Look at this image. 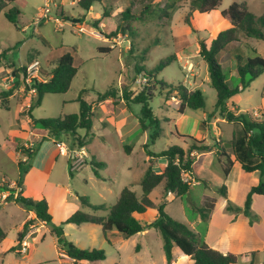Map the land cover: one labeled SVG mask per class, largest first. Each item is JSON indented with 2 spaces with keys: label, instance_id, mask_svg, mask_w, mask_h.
<instances>
[{
  "label": "rangeland",
  "instance_id": "obj_1",
  "mask_svg": "<svg viewBox=\"0 0 264 264\" xmlns=\"http://www.w3.org/2000/svg\"><path fill=\"white\" fill-rule=\"evenodd\" d=\"M130 1L103 0L102 3L96 2L90 9L84 10L79 5V0H53L55 14L61 15L66 21L62 29H57L53 22H44L37 27L34 26L33 20L43 7L44 0H15L12 6H18L21 11L16 25L8 21L4 11H0V46L7 52L5 61L19 64L20 60L23 61L24 54L29 51L30 60L37 58L43 64V68L46 64V68L52 70L59 54L69 51L74 56L77 73L69 91L62 94H46L42 104L34 109L36 116L57 118L65 114L78 113L80 104L77 100L81 95L95 107L92 129L95 137L90 139L85 147L88 157L80 170L66 173L61 170V166L67 165V154L65 150L61 151L57 166L61 186L57 188L55 187L56 182H53L46 189L49 212L53 220L37 235L32 233L33 227L28 228L29 237L25 238L26 235L23 239L31 246L28 254L20 253L18 249L19 227L27 216V212L23 207L18 208L14 202H11L5 209L0 206V225L7 233L5 241L0 244V264H167L163 237L154 228H147L144 230L147 231L146 233H139L130 238L123 236L105 238L100 226L92 225L97 227L95 229L91 225H86L90 228L81 230L76 224L63 225V231L66 232L64 237L75 244L70 240L72 238L77 243L75 244L77 247L82 246L84 248L81 249L85 250L103 249L106 253L105 260L77 263L63 260L59 256L62 248L57 244V236L52 233V230L60 227L62 222L77 211L100 216L107 215L108 212L105 210L96 211L92 206L83 204L79 197H87L91 205L111 206L116 203L121 190L125 187L131 188L138 196H142L140 181L149 165L145 163L148 157L146 150L159 152L173 145L188 149L190 141L188 139H185V142L178 141L177 133L198 139L194 135L196 123L193 119L212 109L216 99L215 89L208 82L203 86L205 108L181 110L180 101L171 86L177 88L183 85L194 90V78L191 73L195 67L199 69L195 66L198 63H201V76L208 72L207 63L201 62L197 54L198 41L201 39L208 41L219 31L230 27L220 15L224 9L234 2L244 1L249 11L260 15L264 14V0H222L216 12L208 14L193 12L191 21L193 28L185 21L192 12L190 0H135L132 6H129ZM173 1L176 6L171 12V17H160L161 8ZM104 8L109 14L107 17H103ZM127 9H130V13L125 19L122 13ZM100 18L105 25L102 24L101 29H95L93 25ZM26 26L27 29L23 31L22 28ZM117 26L124 27L126 30L124 32L119 30L118 35H113ZM80 28H83L84 32L79 30ZM239 36L240 42L231 46L233 51L230 48L219 54L223 73L228 85L232 88L240 86L241 83L235 48H238L239 54L245 58L255 56L253 50L264 58V40L247 37L242 32ZM101 48H110L111 51L103 53ZM48 52L49 55L46 56ZM168 56H176L177 59L181 57V61L174 62L159 74L152 72L158 63ZM187 63L193 65V70H188ZM44 69L43 75L48 78V70ZM145 73H150L151 76ZM140 77L146 78V82L141 84V87L136 83ZM248 78L249 75H246V81ZM111 88L115 90L117 97L110 98L111 101H104L103 104L97 106L99 102H103L99 100L98 94L105 93ZM144 89L150 96L151 108L161 119L162 128L154 144H150L148 140L149 146L145 151L141 143L144 134L139 126L132 135L126 136L124 135L126 129H120L117 125L122 118L141 117L142 106L132 105L127 100H122V97L126 92L137 94ZM263 96L264 72L252 81L235 100L241 110L254 117L255 110L258 113L261 112ZM14 108L15 100L12 99L10 112L0 107V115L7 121H15ZM182 113L180 123L173 124L171 119ZM110 117H115L118 123L114 125ZM131 117L125 122L126 126L131 125L133 120ZM104 121H108L106 126ZM168 123L171 125L170 129L167 127ZM235 125L236 136L239 137L242 130L238 124ZM38 127L42 128L40 125ZM150 132H152L151 129H149ZM79 133L85 135L84 130H80ZM62 139L68 148L73 149L71 144L74 137L72 135H64ZM125 141L136 143L134 150L129 151L130 153L133 151L132 154L125 151L123 147ZM83 142L87 143L86 140ZM103 161L107 163L106 168H95L107 178L106 181L98 179L94 171V162ZM218 170L215 163L211 171L223 178ZM185 177L188 178V175ZM233 177L235 182L238 178L242 184L241 189L232 185L233 183L226 184L229 188L230 199L236 203L237 199H242L244 195L242 189L251 183V179L247 177V174L239 179L237 170L234 171ZM161 188L162 186H159L150 196L157 204L161 201ZM206 195L219 197L222 201L225 200L226 204V199L219 191L196 184L191 187L190 195L183 198L182 205L180 200H166L165 211L181 222L185 223L186 220L196 222L202 213L207 212L202 208ZM257 199L259 200L252 213V219L255 222L259 221V216L264 212V197L260 196ZM217 210L219 211L215 221L214 236L219 234L226 221L224 218L226 213L218 203ZM6 211L13 212V217L6 216ZM156 214L157 208L142 215L143 224L148 225ZM207 226V220L197 221L196 229L202 240H204ZM92 230L94 232H91ZM90 232L95 235L94 238L90 236ZM244 235L249 241L252 233L244 232ZM93 240L95 244H92ZM256 246L259 245L256 244ZM257 264H264V249L260 253V261Z\"/></svg>",
  "mask_w": 264,
  "mask_h": 264
},
{
  "label": "trees",
  "instance_id": "obj_2",
  "mask_svg": "<svg viewBox=\"0 0 264 264\" xmlns=\"http://www.w3.org/2000/svg\"><path fill=\"white\" fill-rule=\"evenodd\" d=\"M103 0H79V5L82 9L88 10L94 3H102ZM135 0L129 2L132 6ZM153 1V0H151ZM15 0H0V11H4L5 17L9 22L17 24L21 15L18 6H12ZM222 0H190L191 13L186 17L185 21L193 28L192 17L193 12L198 11L201 14H208L216 11L220 6ZM176 3L169 2L165 7L161 8L160 17H171V12L175 9ZM130 9L122 13L126 19L129 17ZM109 14L104 8L103 17ZM221 16L230 23V27L221 30L210 40H199V56L207 63L209 78L211 86L216 91V102L213 113L225 118L229 122L238 124L241 127L242 134L239 137H234L229 142H221L215 145L206 144L204 140L196 139L190 135L177 133V138L185 142V139L190 141L188 149H183L180 146L173 145L158 153H152L146 150L149 156L154 158H164L167 161L166 169L163 173H155L150 165L144 172L140 181L143 194L139 197L134 190L125 187L121 190L117 201L111 206L91 205L87 197H79L83 204L90 205L94 210L107 211L106 216L97 214H89L83 211H77L68 217L61 226L53 229L52 233L58 238V245L64 250V253L75 262H96L106 259V253L103 249L94 248L92 250H85L77 247L72 242L64 237L63 225L66 224H96L100 225L104 236L110 231L116 230L123 237L130 238L135 236L147 228H154L159 231L163 237V249L166 256L167 264H172L174 261L173 249L178 247L180 251L194 261V264H243L242 258H249V264H257L259 262V252L251 251L245 254H235L228 252L226 254L214 249L185 223L171 217L165 211V203L162 202L159 206L150 198V193L158 186L163 185L164 193H173L177 197L184 198L190 193L192 181L185 180V174H191L193 171V164L195 157L194 151L208 152L214 146H222L220 152V160H223V174L227 178L231 172L234 161L231 154L227 152L230 148L235 160L241 165L245 172L251 173L259 172L258 184L252 186L247 193L244 207H238L231 201H228L226 211L238 214L241 210L246 217L249 218V223L252 225L255 221L252 219V201L255 195L264 196V112H260V117L254 118L248 112H240L238 108L231 110L228 102L235 96L244 92L250 83L256 80L264 72V58L256 53L255 56L247 57L239 54L238 48H235L236 57L238 60V72L240 75V86L232 88L228 85L226 76L223 73V66L219 60V54L231 48L232 44L240 42L239 34L242 32L247 37H254L264 40V14H254L249 11L246 2H234L229 7L221 12ZM104 23L102 18L97 19L94 23L95 29H101ZM119 30L123 32L124 27L117 26L113 31V35H118ZM112 35V36H113ZM111 37V35H109ZM102 52H110L111 49H103ZM232 50V48L230 49ZM234 50V49H233ZM232 50V51H233ZM10 51V50H9ZM6 50L0 49V64L6 57ZM74 56L71 52L66 51L59 54L57 63L50 72H48V79L45 82L37 83V100L32 105L31 110L36 106L41 105L42 100L46 94H62L69 91L72 81L77 73V68L74 62ZM176 56H168L161 60L158 65L152 70L155 74H159L169 65L176 62ZM151 76L150 73H145ZM249 75L248 81L245 77ZM165 84V83H162ZM167 85V84H166ZM169 87V85L167 86ZM176 92L177 98L180 100L181 110L190 108L198 110L205 108L206 101L202 90L189 89L183 85L177 88L171 86ZM85 92V91H83ZM12 91L0 90V100L2 105L7 108L9 98ZM117 94L114 89H108L105 93H99L98 98L101 101L110 98H116ZM122 100H127L131 104L141 105V128L145 130L151 129L149 133V142L154 144L159 138L161 128V119L155 115L150 106V96L147 90H142L139 93L126 92L123 94ZM80 104V111L73 114H65L57 118H43L35 119L34 123L40 125L43 129L50 133L52 138H59L63 134H70L74 137L71 144L73 149H81L86 147L89 140L93 138V117L95 112L93 106L87 102L82 95L77 100ZM130 105V104H129ZM80 130L85 131V135L79 133ZM87 143H84L85 141ZM148 144L145 145L147 148ZM37 151V145L33 148H24L23 152L26 154L24 163H29L34 153ZM105 166L104 162H94V171L98 179H104L99 170L95 167L101 168ZM26 169L23 170V174ZM222 196L227 197V186L223 184L219 188ZM15 201L22 207L33 211L36 214V219L45 223H50L53 220L49 212V205L45 198L41 200H34L19 195ZM157 208L158 214L155 219L148 225L136 218V214H144L150 209ZM203 219L206 218L207 212L202 213ZM34 220L27 221L24 225L23 231L19 233L18 242L22 243L24 237L28 232V228ZM7 237V233L0 226V244ZM14 250V248H12Z\"/></svg>",
  "mask_w": 264,
  "mask_h": 264
},
{
  "label": "crops",
  "instance_id": "obj_3",
  "mask_svg": "<svg viewBox=\"0 0 264 264\" xmlns=\"http://www.w3.org/2000/svg\"><path fill=\"white\" fill-rule=\"evenodd\" d=\"M216 11H213V12H216ZM220 15H221V13H220ZM223 20H225V19L223 18ZM225 21L227 22V25L231 26L227 20H225ZM103 25H105V24H103ZM26 29H27V26L22 28L23 31ZM40 35H42V34L40 33ZM214 36H212L211 38H213ZM232 45H234V44H232ZM0 49H1V46H0ZM1 51H3V49H1ZM28 53H29V51L24 54L23 61L20 60L19 64H15L14 62L9 63V62L5 61V59H3L2 63L0 64V90H2L3 83L5 82L7 76L10 72L16 73V71L21 70L22 67L26 66L32 60L37 59V58H34V59L30 60L28 58V55H29ZM47 55H49V52L46 54V56ZM198 56H199V54H198ZM58 58H59V55H58ZM180 61H181V57L177 60V62H180ZM201 62H204V60L202 58H201ZM45 65H44L45 69L44 68L43 69L46 71L48 70V72H50L51 70L47 69ZM188 65H192V64L187 63V68H188ZM195 66H197L199 69L197 70L195 67L193 73H191V76H193V78H194L193 87H194V89L202 90V92L204 94L203 86L207 85L206 84L207 82L209 84H211L210 78H208L209 71L206 72L204 76H201L202 75L201 71H200L201 63H198ZM205 69H206V67H205ZM192 70H193V65H192ZM6 91H8V90H6ZM9 91H12V95L9 98L7 108H5L2 105L1 100H0V107L4 108L10 112L11 100L14 99L15 100L14 111L16 114V120L15 121H12V120L7 121L5 118H3L0 115V206H2V208H4V209L7 208L11 202H14L18 208H22V206L15 201V198L19 195H22V196L27 197V198H32L34 200H41L43 198H45L47 200L46 189H47L48 185L52 184L53 182H56L55 187L58 188L61 186V183L59 182V179H60L59 174L60 173H59V170L57 169V166H58V162H59V158H60V154H61L62 150L56 145V142L57 141L64 142L62 138L64 137V135H68V134H63L58 139L52 138L50 136V133L47 130H45L43 128H39L38 125H36L34 123L35 119H43V118H41V116H38V115L36 116V110H34L35 108L31 110V107L36 102L37 97L36 96L32 97L30 94H26L23 91V88H22L20 82H17L16 86ZM237 97H238V95L235 96L233 99H231L228 102V106L230 107L231 110L238 108L240 112H244L237 105V102L235 100V98H237ZM108 100H105V101H108ZM109 101H111V100H109ZM42 102H43V100H42ZM215 102H216V99H215ZM215 102L213 103L212 109H210L209 112L203 113L202 116L193 119L196 123L194 135L199 140H204L205 143L209 144V145H215V144H218L221 142L222 143L223 142H229L234 137H237L235 129H234V126H236L235 123L229 122L225 118L220 117L218 114L213 113ZM103 103H104V101L99 102L97 104V106H100ZM261 108H262L261 112H264V98H263V104H262ZM93 111L95 112L94 106H93ZM254 112L258 113V111H256V110ZM182 115H183V113L179 114V116H177L176 118L173 117L171 119L172 123L175 125L177 123H180V121L182 120ZM130 117L131 116L127 117L126 119L122 118L120 120V123H118V121L116 120L115 117H113V118L110 117V121H112L114 125H116V123H118L117 124L118 128L126 129L124 135L130 136L133 134L134 130L136 128H138V126L141 128V124H140V118L141 117L138 118V117L132 116L131 118H133V120L131 121V125L126 126L125 122L129 121ZM122 120H124V121H122ZM104 122L106 123V124H104L106 126L108 124V121H104ZM170 126L171 125L168 123V126H167L168 129H170ZM141 130L143 131V134H144L143 141L141 143L144 146L143 149L145 151L146 150L145 145L147 144V142L149 140V130L144 131L142 128H141ZM200 132H201V134H200ZM94 137H95V135L93 136V138ZM177 140L180 141L178 138H177ZM29 141L37 142V144H36L37 145V151L34 153L33 157L30 159L29 163H24V161L26 160L27 157H26V154L23 152V149H24V145L27 144V142H29ZM135 145H136V143L134 144V142L131 143V142L125 141L123 144V147H125L124 149L126 152L130 153L129 151L134 150ZM183 149H186V148L184 147ZM225 150H227V152H229L231 154V158L234 161V166H233L231 172L229 173V175L227 176V178H225L224 174H223V160H220V152H222V146L216 145L213 147V149L211 151H208V152H197V151L193 152V155L195 157V161L193 164V171L191 174H187L188 179H190L192 181V186L196 185V184H202L206 188H210V189H214V190L219 191L218 188L220 186H222L223 184L226 185V184L233 183L232 185H236L239 187V189H241L242 184L238 181V178H237L236 182L233 180L234 179L233 173L235 170L238 171L239 179L244 177L245 174H247V177L251 179V183L249 185L244 186V188L242 189L244 191L243 192L244 195H243L241 200L237 199L236 203L230 199L229 188L227 185L226 186H227L228 195H227V197L223 196L226 199V204H225V200L222 201V199L219 197H217V198L215 196L209 197V195H206L207 197H205L204 206L202 207L203 210L204 209L207 210V216H206L205 220H207V222H208L206 234L204 236V241L207 244H209L211 247H213L214 249H217L224 254H226L228 252L235 253V254H245V253H248L251 251H258L259 252V261H260V253H261L262 249H264V230H263L264 229V212L262 215L259 216L260 217L259 221H256L251 225L249 223V218L244 215L243 210H241L238 214L230 213V212L226 211L228 201H231L232 203H234L238 207H241V208L244 207V203L246 200L247 193L252 186L258 184L260 175H259V172H257V171H254L251 173L245 172L242 169L241 165L235 160V157H234L233 153H231L230 148H227ZM149 151H151V150L149 149ZM161 151H159V152H161ZM151 152L152 153H158V152H154V151H151ZM132 153H133V151H132ZM132 153H130V154H132ZM66 162H67V165L65 164L64 167L61 166V170H64L66 173H68V172H71L70 156L69 155H67V161ZM104 163H105V166H102L101 168L107 167V163L106 162H104ZM145 163L146 164L149 163L148 167L151 165L152 169L155 173H163L166 169V166H167L166 159L154 158L153 156H149V155H148L147 159L145 160ZM215 163L217 164V166L219 168L218 171L223 175V178H221L219 175H217L211 171V169H213ZM24 169H26L25 174H23ZM103 178L104 179H100V180H102V181L107 180V178H105L104 176H103ZM215 180L217 182H214ZM2 183H4V184L1 185ZM160 186H162L161 191H160V195H161L160 204L162 202H164L165 207H166V200H180L181 205H182L183 198L177 197L173 193L165 194L163 185H160ZM158 187H156L150 193L149 196H151V194ZM139 197H141V196H139ZM259 197H260V195H255L253 197L252 206H251L252 213L254 211L255 204H256L257 200H259L257 198H259ZM262 197H264V196H262ZM47 202H48V200H47ZM217 203L220 205V208L222 210H224V212L226 213V215L221 214V215H224V218L226 219V221H225V225L221 227L219 234L214 236L213 231H214V227H215V221L217 218V212L219 211V210H217ZM155 204L157 206L160 205L157 203H155ZM48 205H49V203H48ZM24 210L27 212V216L23 219V221L20 224L19 233L23 231L24 225L27 221L34 220V223H32L30 227L34 228V230H32V233L37 235L41 231L42 228L46 227L47 223L42 222L40 220H37L36 214L33 211L28 210L26 208H24ZM210 212H211V214H210ZM144 214H136L135 215L136 218H138L142 222V224H143L142 215H144ZM157 214H158V211H157ZM157 214H156V216H157ZM12 215H13V212L10 213L9 211H6V216L13 217ZM155 217H154V219H155ZM201 219H203L202 215L199 217V219H197V221L198 220L200 221ZM197 221L196 222H190V221L186 220L185 224L189 228L194 230L200 236V234L198 233V231L196 229ZM86 225H91V227L95 228V229L97 228L96 226H100V225H96V224H82L79 226H80L81 230H83V229L88 230V228H90V227L86 226ZM92 225H96V226H92ZM91 232H94V231L92 230ZM91 232H90V234H91L90 236L94 238L95 235ZM144 232L146 233L147 231H143L141 233L144 234ZM244 232H251L252 233L251 238L249 237L250 242L247 241L248 237L246 235H244ZM64 233H66V232H64ZM35 235L33 237H35ZM27 236L25 238H27ZM108 236L111 237V236H122V235L118 231L113 230V231H110L108 233L107 238H108ZM5 239L3 240V242L5 241ZM70 240L73 241L75 244H77L72 238H70ZM23 241H26V240H23ZM57 242H58V238H57ZM92 244H95L94 240L92 241ZM256 244L259 246L255 247ZM18 245H19L18 249H20L21 243L18 242ZM29 247L31 248V246H29ZM80 247L84 248L82 246H80ZM12 248H14V246H12ZM177 250H179V251H177ZM29 252H30V249H29ZM59 256L63 260H67V261L72 262V263L75 262L74 259L70 258L68 255H66L64 253V250H62V249H61ZM173 257H174V261L172 264H179L180 262H183L184 264H194V261L191 260L188 256L184 255L178 247H175L173 249ZM248 262H250L249 258H246V257L242 258L243 264H248ZM75 263H77V262H75Z\"/></svg>",
  "mask_w": 264,
  "mask_h": 264
},
{
  "label": "built area",
  "instance_id": "obj_4",
  "mask_svg": "<svg viewBox=\"0 0 264 264\" xmlns=\"http://www.w3.org/2000/svg\"><path fill=\"white\" fill-rule=\"evenodd\" d=\"M54 10L55 9H54L53 0H44L43 7L40 9V12L37 15V17L33 20L34 26L37 27L44 22H53V24L56 26L57 29H62L66 21L63 20L61 15L55 14ZM79 30L84 32L83 28L82 29L80 28ZM188 70L190 71L192 70V65H188ZM47 79L48 78L44 77L43 75V67L41 61L39 59H34L26 66L22 67L21 70L16 71V73L10 72L5 82L3 83L2 90L9 91L16 86L17 82H20L23 91L26 94H30L32 97L33 96L37 97V88H36L37 83L45 82ZM144 82H146V78L142 79V77H140V79L136 80V83L139 85V87H141V84H143ZM254 117L255 118L260 117V114L254 112ZM36 144L37 142L29 141L27 142V144L24 145V148H33ZM56 145L61 150H65L66 154L70 156L71 171L80 170L88 157L85 148L71 149L68 148V146L62 141H57ZM185 176H187V174H185ZM185 180H188V178L185 177ZM3 184L4 183H2L1 185ZM27 237H29V235ZM29 249H30L29 244L26 241H23L19 249V252L23 254H28Z\"/></svg>",
  "mask_w": 264,
  "mask_h": 264
},
{
  "label": "water",
  "instance_id": "obj_5",
  "mask_svg": "<svg viewBox=\"0 0 264 264\" xmlns=\"http://www.w3.org/2000/svg\"><path fill=\"white\" fill-rule=\"evenodd\" d=\"M188 195H190V193Z\"/></svg>",
  "mask_w": 264,
  "mask_h": 264
}]
</instances>
